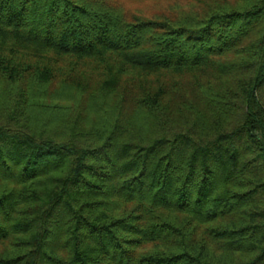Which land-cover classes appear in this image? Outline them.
I'll use <instances>...</instances> for the list:
<instances>
[{"label":"trees","instance_id":"1","mask_svg":"<svg viewBox=\"0 0 264 264\" xmlns=\"http://www.w3.org/2000/svg\"><path fill=\"white\" fill-rule=\"evenodd\" d=\"M136 1L0 0V264H264V0Z\"/></svg>","mask_w":264,"mask_h":264},{"label":"rangeland","instance_id":"2","mask_svg":"<svg viewBox=\"0 0 264 264\" xmlns=\"http://www.w3.org/2000/svg\"><path fill=\"white\" fill-rule=\"evenodd\" d=\"M109 4L113 5L117 9L123 11L128 17L132 16H140L142 18H150L153 16H157L163 14L170 5L175 3H165V2H140L136 0H106ZM209 3L210 0H185L178 2V6L181 7L182 10H187L191 7V5L200 4L199 3ZM220 3H223L226 0H217ZM230 1V0H227ZM167 12V11H166ZM97 77L91 76V87H95L94 83H96ZM71 104V103H70ZM75 105L74 103H72ZM83 106V105H82ZM84 108L81 109V113L83 114ZM79 109H77V112ZM87 120L92 119L91 116H86ZM84 119V118H83Z\"/></svg>","mask_w":264,"mask_h":264}]
</instances>
